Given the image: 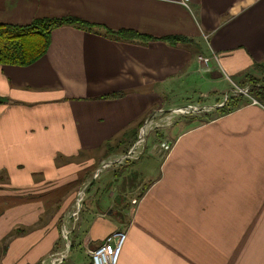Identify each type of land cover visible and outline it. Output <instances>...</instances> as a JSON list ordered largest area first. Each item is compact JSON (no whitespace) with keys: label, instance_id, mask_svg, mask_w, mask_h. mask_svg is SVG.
Returning <instances> with one entry per match:
<instances>
[{"label":"crops","instance_id":"obj_1","mask_svg":"<svg viewBox=\"0 0 264 264\" xmlns=\"http://www.w3.org/2000/svg\"><path fill=\"white\" fill-rule=\"evenodd\" d=\"M186 3L0 0L2 24L27 26L48 18L84 24L54 29L46 53L31 65L0 66V177H7L8 187L53 176L59 157L87 154L135 131L173 92L199 84L203 92L219 93L226 82L252 87L264 76V0ZM123 30L152 40L113 35ZM168 37L182 41L169 43ZM197 56L216 57L202 82ZM171 139L162 163L150 151L133 166L136 183L150 186L118 264H222L229 252L224 249L238 240L240 221L264 228L260 102ZM123 178L135 183L132 175ZM48 202L0 190V264H39L55 250L59 236L48 225ZM103 215L89 219L92 245L115 226L114 216ZM74 244L69 264H88L77 250L80 243Z\"/></svg>","mask_w":264,"mask_h":264},{"label":"rangeland","instance_id":"obj_2","mask_svg":"<svg viewBox=\"0 0 264 264\" xmlns=\"http://www.w3.org/2000/svg\"><path fill=\"white\" fill-rule=\"evenodd\" d=\"M181 4L187 7L186 0H181ZM199 58L206 59V63L203 65ZM215 60V56H197V72H201L198 73L201 82L203 81L201 74L210 72L211 61ZM253 83L252 87L242 84L234 87L226 82L219 93L207 90L203 92V87L199 84L191 86L190 90L184 92H173L165 104L144 116L135 131L129 130L121 139L107 141L100 149L89 151L87 154L81 153L66 159L59 157L54 175L49 174L47 178L35 181L36 177L33 175L35 177L33 183H26L30 186L8 187L7 177L1 176V191H10L11 194L22 198L44 196L49 201L46 213L48 225L51 230L57 231L59 240L55 250L39 264H63L66 259L67 264L71 263L70 256L73 253L69 255V252L77 241L80 243L77 250L81 254H86L88 264H91L92 256L100 244L109 238L116 239L114 237L116 234H123L125 239L120 248L119 261L136 209L150 186V183H136L137 179L131 172L135 163L145 160L150 151H153L162 163L171 152L173 135L212 122L247 102H260L264 106L257 96L258 91H252L253 88H264V76L253 80ZM195 108L196 111L193 110ZM178 110L185 113L174 112ZM164 144L167 149L163 147ZM124 175H132L135 183H126ZM260 184L255 183V187L262 190ZM108 199L112 202H107ZM99 203L102 206H99ZM101 207L108 214L102 213ZM100 214L114 216L117 224L115 223L112 232L101 242L92 245V241H88V222L91 217L99 218ZM248 228L252 229L249 234ZM238 235V240L227 250L224 249V254L227 253L225 251H229L226 257L222 256V260L219 261H223L222 264H264L263 226L257 221L250 226L240 221ZM115 241L112 242L116 246Z\"/></svg>","mask_w":264,"mask_h":264},{"label":"trees","instance_id":"obj_3","mask_svg":"<svg viewBox=\"0 0 264 264\" xmlns=\"http://www.w3.org/2000/svg\"><path fill=\"white\" fill-rule=\"evenodd\" d=\"M74 23L84 25L71 18L35 19L27 26L0 23V66L27 67L35 63L46 53L51 32L64 24ZM113 35L138 39L141 42L152 40L151 37L128 30L118 31ZM164 40L169 43L182 41L178 37H168ZM252 91H258L257 96L264 104V88H253Z\"/></svg>","mask_w":264,"mask_h":264},{"label":"built area","instance_id":"obj_4","mask_svg":"<svg viewBox=\"0 0 264 264\" xmlns=\"http://www.w3.org/2000/svg\"><path fill=\"white\" fill-rule=\"evenodd\" d=\"M205 60L206 59L199 58V61L203 62V65L204 63H206ZM163 147L167 149V146H165V144L163 145ZM114 237L116 239L109 238L106 242H103L96 248L98 250L96 251L94 256H92L91 264H116L117 263L120 248L125 239V235L116 234ZM114 240H116L115 241L116 246H115V243L112 242Z\"/></svg>","mask_w":264,"mask_h":264},{"label":"bare ground","instance_id":"obj_5","mask_svg":"<svg viewBox=\"0 0 264 264\" xmlns=\"http://www.w3.org/2000/svg\"><path fill=\"white\" fill-rule=\"evenodd\" d=\"M193 110H195V111H196V110H197V108H195V109H193ZM199 110H200V109H199ZM174 112H176V113H177V112H178V113H185L183 110H178V111H174ZM142 133H143V132H142ZM79 196H80V195H79Z\"/></svg>","mask_w":264,"mask_h":264}]
</instances>
